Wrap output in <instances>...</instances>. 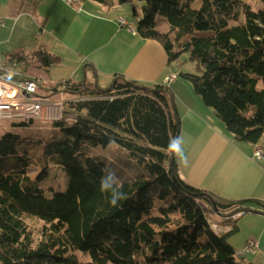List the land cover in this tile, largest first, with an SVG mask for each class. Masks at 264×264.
I'll return each mask as SVG.
<instances>
[{
	"label": "trees",
	"instance_id": "trees-1",
	"mask_svg": "<svg viewBox=\"0 0 264 264\" xmlns=\"http://www.w3.org/2000/svg\"><path fill=\"white\" fill-rule=\"evenodd\" d=\"M90 1L108 8L143 3L137 34L161 44L171 62L188 53L199 73L181 74L184 81L236 141L264 145V10L243 0H202L199 9L192 7L195 0ZM159 15L176 35L179 52L169 33L158 30ZM9 58L27 69L48 70L57 62L43 49H16ZM62 92L67 107L54 123L62 134L47 151L66 174L64 191L47 197L48 169L32 178L18 136L0 137V264H253L238 260L228 243L237 228L216 233L209 218L230 221L248 213L253 201H226L180 178L176 152L169 150L170 140L181 135L170 86L119 75L105 89L82 82ZM113 143L147 169L116 181L126 194L116 206L111 193L100 190L104 166L86 153Z\"/></svg>",
	"mask_w": 264,
	"mask_h": 264
},
{
	"label": "crops",
	"instance_id": "crops-1",
	"mask_svg": "<svg viewBox=\"0 0 264 264\" xmlns=\"http://www.w3.org/2000/svg\"><path fill=\"white\" fill-rule=\"evenodd\" d=\"M116 8L86 1L77 13L62 0H0V55L45 50L57 58L48 70L38 68L51 86L95 82L105 89L119 75L164 84L166 76L179 73L161 44L119 25V18L133 22ZM170 89L181 124L180 178L226 201H253L237 230L246 231L245 243L254 239L258 247L238 260L264 264V167L254 158V146L236 141L188 82L178 79ZM216 216L213 222L228 231L227 218Z\"/></svg>",
	"mask_w": 264,
	"mask_h": 264
},
{
	"label": "rangeland",
	"instance_id": "rangeland-1",
	"mask_svg": "<svg viewBox=\"0 0 264 264\" xmlns=\"http://www.w3.org/2000/svg\"><path fill=\"white\" fill-rule=\"evenodd\" d=\"M70 1L71 3H67L62 0V2L66 4L67 6H69L73 11L77 13L83 12L86 1H83V0L81 1L80 0H73V1L70 0ZM88 1L91 2L90 0ZM243 1L249 4L252 7V10L256 12H260L264 10V3H262L260 0H243ZM201 2L202 0H195L194 3L192 4V7L194 9H199L201 6ZM142 5L143 3L141 2H130L125 5L118 6L116 8V9L122 10V13L127 17V19H129L130 22H133L132 28L130 27L128 29L133 35H138L136 22H137V15H141ZM157 25H158L157 28L160 32L169 33L170 40L172 41L174 45V52L175 53L179 52V48L176 44V35L173 32H170L169 24L166 22L163 16L159 15L157 17ZM124 27L126 26H122V28ZM196 35L198 36L205 35V33H197ZM0 56H2L4 60L6 61L18 64L21 67L22 72H24L26 75L24 76L25 79H43L46 76L39 69L38 70L31 69V68L27 69L23 64H20L17 61L11 60L9 58V54L6 56H3V55H0ZM189 58H190L189 54L184 53L179 57L178 60L175 61L174 65L176 67V70L178 69L179 73L170 74V75H177V79L169 83L168 84L169 86L174 84L178 79L180 81H184L183 77H181V74H198L199 73L197 64L194 62H191ZM40 75H43L44 77L41 78L39 77ZM66 82L70 84L73 81H63L62 83L55 85V86H51L48 84L49 82H47V84L49 85L48 87L47 85H45L46 83H44V86L47 89H50L53 91V94L56 97L57 103L54 106L48 107L45 112L43 111L40 117L33 118V119H23V118H18L15 115H10V116H5L3 119H0V137L6 134H12L15 136L17 135L18 141H19L17 145V150L19 149V155L26 156V158L31 159L30 171H29V174L31 175V177L36 178L39 172L44 171L45 168L48 169L49 180L45 183L44 186L47 191V197L49 198L53 196L54 192L58 193V192L64 191L67 186V178L65 176L66 174L63 172V170L59 166L55 164V162L53 161V157L47 151V147L53 144L57 139H59L62 134V130L60 128H56L54 126V123L62 119L63 110H65V108L67 107L66 101H65L66 97L63 96V92H62V90L65 89L64 87H65ZM190 85L193 88V85L192 84ZM201 100H202V97H201ZM259 148L260 147H257V146L254 147V158L258 162H260L264 167V161H260L255 157V152ZM86 153L91 158H94L97 163L102 164L104 166L106 170V176L108 175L109 172L115 173L117 182L130 181L136 178L137 176L147 173V169L144 167V164L142 165L139 163L138 158L131 156L128 151L122 149L121 147H119L118 145L114 143L110 144L109 146L105 148L95 147V148L87 149ZM155 203H156V207H159L160 205L164 207L166 206L164 202L156 201ZM201 204L203 205L204 203H201ZM204 207H207V206L205 205ZM248 215H251V213ZM215 216L209 214V218L211 219L212 222ZM233 216H231L230 221H227V225L229 226L230 229L237 228L238 226L237 220L240 219L239 218L237 220H234L232 219ZM173 217H177V215H174ZM216 217L218 218V216ZM31 223L40 224L34 221H32ZM211 227L216 233L223 232L221 230V227L217 225L215 222L211 224ZM33 231L37 233L38 226H36V228H33ZM245 237H246V231L239 230V231H236L228 239V243L230 245H233L232 247L237 252L236 257L238 259H241L242 257L248 254H253V253H247L244 256L242 255V257L238 256V253H240L238 251L242 249L244 250L246 243L248 242V240H250V239L246 240L247 242L245 243ZM237 247L240 250L237 249ZM245 258H248V257H245Z\"/></svg>",
	"mask_w": 264,
	"mask_h": 264
},
{
	"label": "built area",
	"instance_id": "built-area-1",
	"mask_svg": "<svg viewBox=\"0 0 264 264\" xmlns=\"http://www.w3.org/2000/svg\"><path fill=\"white\" fill-rule=\"evenodd\" d=\"M63 1L71 3L70 0ZM118 23L121 27L132 28V25H129L124 18H119ZM3 26L4 19L0 16V30ZM24 76L26 75L18 64L6 61L0 56V119L10 115L23 119L37 118L48 107L57 103L53 91L44 86L42 79H25ZM174 80L173 76L168 75L164 85L169 87L168 84ZM67 84L69 83L66 82L65 86ZM66 121L69 124L76 123L74 117H69ZM255 157L264 161V145H261L255 152ZM245 214V211H241L233 217L239 219ZM257 247L258 243L254 239H250L244 250L238 253V256L242 257L247 253H255Z\"/></svg>",
	"mask_w": 264,
	"mask_h": 264
},
{
	"label": "clouds",
	"instance_id": "clouds-1",
	"mask_svg": "<svg viewBox=\"0 0 264 264\" xmlns=\"http://www.w3.org/2000/svg\"><path fill=\"white\" fill-rule=\"evenodd\" d=\"M169 150L176 152L178 155L181 153L180 140L174 138L169 142ZM115 173L109 172L108 175L102 180L100 190L102 192H110L109 202L112 206H116L119 201L126 198V194L119 191L116 187Z\"/></svg>",
	"mask_w": 264,
	"mask_h": 264
},
{
	"label": "bare ground",
	"instance_id": "bare-ground-1",
	"mask_svg": "<svg viewBox=\"0 0 264 264\" xmlns=\"http://www.w3.org/2000/svg\"><path fill=\"white\" fill-rule=\"evenodd\" d=\"M81 1V0H80ZM171 76H173L175 79H177V75H171ZM257 147H261V145H259V146H257ZM205 206V205H204ZM232 219H234V220H237V218H234V217H232Z\"/></svg>",
	"mask_w": 264,
	"mask_h": 264
},
{
	"label": "water",
	"instance_id": "water-1",
	"mask_svg": "<svg viewBox=\"0 0 264 264\" xmlns=\"http://www.w3.org/2000/svg\"><path fill=\"white\" fill-rule=\"evenodd\" d=\"M213 207H214L215 210L217 209V206L215 205V203L213 204ZM216 211H217V210H216Z\"/></svg>",
	"mask_w": 264,
	"mask_h": 264
}]
</instances>
